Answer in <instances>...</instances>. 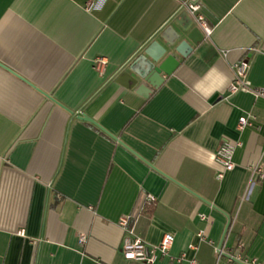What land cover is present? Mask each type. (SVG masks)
<instances>
[{"label":"crops","instance_id":"1","mask_svg":"<svg viewBox=\"0 0 264 264\" xmlns=\"http://www.w3.org/2000/svg\"><path fill=\"white\" fill-rule=\"evenodd\" d=\"M186 1L211 33L152 87L143 52L188 23ZM244 59L264 88V0H0V264H142L121 255L124 217L147 246L171 235V257L264 264V98L229 92ZM223 142L237 146L218 180Z\"/></svg>","mask_w":264,"mask_h":264},{"label":"built area","instance_id":"2","mask_svg":"<svg viewBox=\"0 0 264 264\" xmlns=\"http://www.w3.org/2000/svg\"><path fill=\"white\" fill-rule=\"evenodd\" d=\"M183 6L186 8L187 12L193 19L196 26L201 29L205 36H209L211 33L210 27L207 25L203 15L200 13V6L191 1H186L183 3ZM95 7L94 3H89L86 5V10L91 11ZM253 52H257L256 49H251ZM220 54L225 58L228 54L227 50L220 51ZM107 62L103 58H97L93 62V69L102 74L105 70ZM233 70V80L229 88V92L234 94L240 90H245L251 93L254 97L264 98V88H251L248 86L246 78L249 70V62L247 59L241 60L232 65ZM250 121L247 117H242L238 121V129H243L248 126ZM237 144H231L229 142H223L220 147L216 150L214 154L215 162L222 168V171H219L216 174L218 180L223 178L225 172H229L234 168L233 155ZM254 173H257L260 179H264V172L259 170H253ZM147 202L154 203L155 198L148 196L146 198ZM199 218L204 221V216L200 215ZM129 218H121L118 222V225L125 232V235L122 240L120 252L124 260L134 261L142 264H154L160 258H168L170 261L176 262L178 264H197L195 258L187 259L186 253H181L177 257H171L169 254L170 248L173 244V237L169 234H165L159 244L155 246H147L145 242L137 235H135L131 229L128 227ZM197 238L200 242L205 241L203 237V231H199ZM85 242L84 236H79V243L83 244ZM195 246H190L189 249L195 250ZM217 254L220 253L217 250ZM235 260L241 262L242 264H260L255 259H249L237 255L233 257Z\"/></svg>","mask_w":264,"mask_h":264},{"label":"water","instance_id":"3","mask_svg":"<svg viewBox=\"0 0 264 264\" xmlns=\"http://www.w3.org/2000/svg\"><path fill=\"white\" fill-rule=\"evenodd\" d=\"M181 18L183 17H179V20ZM179 20H177L176 22L180 26V31L176 32L173 39L166 41L167 47L159 46V44L155 42L150 44L143 52L145 57H148V60H146L144 67L141 68L139 72H136V75L138 79H140L144 83L149 84L152 87H158L164 81L162 76H170L173 73L175 67L178 65V62L172 56L173 52L179 54L184 58L187 56V53L191 49L187 48L186 40H190L194 45H196L197 42L195 39L197 38V34L200 35V40L203 38L198 27H192L194 23L193 19L189 18L188 23L187 21L179 22ZM182 37L183 40L177 43ZM121 77L127 78L129 76L126 73H123ZM137 82V79L130 78V83L132 85L135 86ZM79 118L83 121L90 122L96 125L93 120H91L84 114H81ZM226 229L217 249L218 252L222 255L223 253H221L220 247L225 236ZM227 257L235 261L234 258L230 256Z\"/></svg>","mask_w":264,"mask_h":264},{"label":"clouds","instance_id":"4","mask_svg":"<svg viewBox=\"0 0 264 264\" xmlns=\"http://www.w3.org/2000/svg\"><path fill=\"white\" fill-rule=\"evenodd\" d=\"M226 79H227L226 77L223 78V81L221 83V86H223V82H226ZM195 88H196L197 91H201L202 94L205 95V96H210V95H212V93L214 91H219V88H213V89H209L207 91H204V90L201 89V85H200L199 82L195 85Z\"/></svg>","mask_w":264,"mask_h":264}]
</instances>
